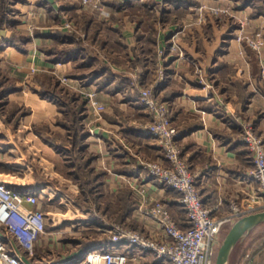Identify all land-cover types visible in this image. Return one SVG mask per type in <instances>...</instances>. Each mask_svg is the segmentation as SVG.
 I'll return each instance as SVG.
<instances>
[{
    "label": "crops",
    "instance_id": "obj_1",
    "mask_svg": "<svg viewBox=\"0 0 264 264\" xmlns=\"http://www.w3.org/2000/svg\"><path fill=\"white\" fill-rule=\"evenodd\" d=\"M99 1L105 3V12L91 5H63L62 0H23L16 4L19 12L13 14L14 27L8 25L0 30L3 37H9L13 29L31 36L22 50L12 46L0 50V181L24 192L39 190L38 206L46 212L50 226L36 242L32 254L16 235L0 226V233L26 264H58L83 257L89 250L102 248V244L84 246V242L110 237V228L119 224L107 220L106 211L99 207L90 211L75 204L78 179L65 172V168L70 167V172L74 167L67 165L65 156L33 131L34 125L47 124L53 132L65 133L54 120L60 115L57 104L29 84L42 71L56 81L66 74L73 76L72 84L77 89L96 90L97 100L105 106L100 115L89 107L83 121H96V134L85 139L88 150L94 148L97 152L95 162H88V166L100 169L98 181L109 184L113 198H120L119 192L128 184L129 199L133 195L136 199L134 190L140 186L145 200L164 199L179 224L185 225L179 194L148 176L140 164L142 156H156L152 142L136 126L138 112L141 113L139 87L150 81L173 108L172 121L180 131L179 140L188 160L198 171L197 184L205 202L219 213L228 212L233 199L250 212L263 207L264 197L256 190L252 176L253 155L242 141L240 120L251 121L264 140V53L259 59L257 54L261 52L256 54L239 43L230 23L221 16L208 21L205 31V22L198 23L197 0ZM210 1L219 6L233 4V0ZM253 2L252 6L262 10L251 15L249 26L259 30L264 28V8L260 0ZM63 9L80 12L84 29L95 42L88 43L80 58L57 63L42 45L53 41L48 35L59 29ZM86 11L91 12L88 18H84ZM175 31L183 55H167L162 60L159 49ZM261 36L264 39V31ZM91 47L107 58L90 54ZM159 59L163 62L160 67ZM33 65L41 69L36 74H30ZM106 67L114 75L103 81ZM65 85L71 87L69 83ZM6 87L10 88L3 92ZM20 140L28 143L32 159L40 162L36 171L27 163L30 160L20 161L10 151L18 149ZM5 149L10 155L5 156ZM57 184H64L65 189ZM36 207L22 201L19 210L26 214ZM93 215L102 216L103 224L96 225ZM125 223L144 234L157 231L155 223L141 215L133 204L121 224ZM63 231L69 232L68 237H61ZM114 247L127 254V264H164L126 242L114 243ZM243 252L231 264H241ZM252 258L253 264H264V247Z\"/></svg>",
    "mask_w": 264,
    "mask_h": 264
},
{
    "label": "built area",
    "instance_id": "obj_2",
    "mask_svg": "<svg viewBox=\"0 0 264 264\" xmlns=\"http://www.w3.org/2000/svg\"><path fill=\"white\" fill-rule=\"evenodd\" d=\"M80 3L104 12L99 0H80ZM226 8L217 6L211 12L225 14ZM61 27L69 31L74 30L73 22L66 15L63 16ZM175 36L176 33L173 37ZM259 50L257 49L258 53ZM36 70V66H31V72ZM61 80L65 84L69 81L66 76H62ZM154 85L139 87L138 99L148 118L145 123L139 125L138 131L142 136L151 139L152 145L162 153V157L154 162L141 158L140 164L148 176L179 194L178 201L185 210V225L182 227L179 224L167 201L155 200L149 207L141 210L145 217L155 223L157 231L154 233L144 234L118 224L109 231L111 245L89 250L83 257L58 264H127V254L114 247V243L119 242H126L139 251L151 253L164 264H213L212 255L219 244L218 240L224 226L231 225L237 218L250 212L235 199L229 201V210L226 213L214 211L205 202L197 184V175L193 174L191 164L181 154V146L177 141L180 133L171 122L168 105L158 98ZM78 90L85 95L96 114L99 115L105 109L96 98V90L85 91L83 88ZM240 122L242 141L253 155V181L256 190L264 197V140L255 132L251 121L242 119ZM1 154L0 149V158ZM40 200L39 190L24 192L0 181V226H5L9 233L16 235L20 244L30 254L33 253L41 235L46 233L47 214L38 206ZM22 201H28L37 207L24 214L19 210ZM262 206L264 209V203ZM16 216L20 217L21 221H18L20 224L15 221ZM244 260L245 264L252 263L248 253ZM0 264H26L23 257L11 249L9 239L2 233Z\"/></svg>",
    "mask_w": 264,
    "mask_h": 264
},
{
    "label": "rangeland",
    "instance_id": "obj_3",
    "mask_svg": "<svg viewBox=\"0 0 264 264\" xmlns=\"http://www.w3.org/2000/svg\"><path fill=\"white\" fill-rule=\"evenodd\" d=\"M67 1V2H66ZM199 1L198 3V8H197V12H198V23H204V26H203V29L206 27V23L208 21H216V19L223 17L222 19H225L226 21H228L230 23V26H231V30L234 31L235 33V38L236 40L239 42V43H243L245 47H248L250 49H252L254 51V53H258L257 49H260L259 52H261L260 54H257L258 58L261 59L262 57V53H264V39L262 38L261 36V33L263 34V31H264V28H261L259 30H254V28L250 27L249 26V23H250V19H251V15L255 13V11H261L262 9L259 8V7H255V6H252V3L250 4H247L244 2V0H233V4H228L225 6V8L227 9V11L225 12V14H215V13H212L211 10L214 8V7H219V5H216V4H213L210 0H197ZM253 4H255V1L258 2L259 0H253ZM261 1V5L262 7L264 8V0H260ZM1 2V0H0ZM17 2H21V1H17ZM17 2H13L12 5H14L16 11V15L18 14L19 10H17ZM63 2V5H65L66 3H69V5H73V4H76V6L78 7L81 3H80V0H62ZM73 3V4H72ZM102 7L104 9L105 8V3L103 4L102 1L100 2ZM1 5V3H0ZM222 7V6H220ZM261 7V6H260ZM83 11V10H82ZM81 11V12H82ZM153 11H156V8L153 9ZM105 12V10H104ZM87 14L84 15V18H88L89 17V13H91L90 11L87 12ZM139 13H142L143 14V11L140 10ZM263 16H264V13H261ZM61 15V18L62 16L66 15L67 18H69L72 22H73V25H74V30L72 31H69L67 30L69 33H72L78 40H76L77 42H83V44L85 45H88V43H91V44H94V39H92V36H90V34L88 32H86V30L84 29V22H82V16L80 15V12H77V13H73L71 12L70 10H61L60 14ZM91 16H93L92 14H90ZM108 15V14H106ZM81 16V17H79ZM217 19V20H218ZM220 19V20H222ZM58 22H59V19H58ZM62 24V23H61ZM61 24L59 25V29H61ZM252 28V29H251ZM63 30V28H62ZM66 30V29H64ZM208 29L205 28V31H207ZM231 30H229L230 32H232ZM262 31V32H261ZM21 32V31H20ZM176 33V31L174 33H172L169 37H167V44H165L162 48L159 49V56H160V59H164L167 55L169 56H176V55H183L182 54V51L180 49H182L178 43V40H177V36L176 37H173V35ZM1 34V33H0ZM11 35V34H10ZM259 35V36H258ZM238 36H240V38L238 39ZM9 46V45H8ZM7 46V47H8ZM174 46V48H173ZM6 47L3 49L5 51ZM90 54H94L95 56H100V58H102L101 56L107 58V56H105V54L103 55H100V53L98 52V50H96L95 48L93 49V47L90 48ZM188 58V60H192V59H189L188 56H186ZM111 59V58H110ZM159 59V63H158V66L160 67L162 65V60ZM60 62V61H59ZM107 62H109V57L107 59ZM39 70H41L40 68H37L36 71L34 72H31L30 70V74H36L39 72ZM41 74V76H44L46 75L45 72H39ZM94 74V73H93ZM159 75H163V72H160ZM67 79H69L68 82L66 83H69L71 87L69 86H66L65 85V82H63L61 80V77L60 78H57L59 79V84L64 86V87H67V88H70V89H73V91L77 92L79 95H84L82 94V92H79V90L77 89V87H75L73 84H72V81H74L71 77V75H65ZM75 79V78H74ZM55 80V79H54ZM81 81V80H80ZM153 86L154 85V82H148L147 84H144L142 85L143 87L145 86ZM154 91L156 93V95L158 96L159 99L161 100H164L167 105H168V108H169V111H170V114H171V122L173 124V126L178 130V132L180 133L179 129L177 128V126L173 123L172 121V113H173V108L171 106V104H169L167 102V100L164 98V95L160 92V90L155 87L154 88ZM139 98V96H138ZM138 102H139V99H138ZM87 104L89 105L90 107V104L89 102H87ZM139 106H140V112H138V118H137V123H136V126L139 127L140 124H143L147 121V115L144 113V109L142 108V105L140 104L139 102ZM92 110V109H91ZM87 114V112H86ZM100 115V114H99ZM95 122L96 121H92V122H83L84 123V131L86 132V136H85V139L87 138V135H92V134H96V130H97V125H95ZM180 136V135H179ZM180 137H178L177 141L178 143L180 144L181 146V150H182V155L186 158V160L191 164L192 166V171H193V174L197 175L198 171L197 169L195 168V166L192 164V162H190L187 158V153L185 152L184 148L182 147V145L184 146L183 142L181 144L180 140H179ZM150 139V138H149ZM151 141V139H150ZM16 150L14 149H11L10 151H12L13 154L16 155V157L18 158V160L22 161V159L24 160H30L29 162L27 161L28 164H30V166L32 167L33 165V168H35L34 171L37 170V167L38 165L40 164V162H38V159L34 158L32 159V154L29 152L30 150H27L29 148L28 146V143L24 140H20L17 145H16ZM155 151H156V156L153 155L152 157L148 158V157H145V156H142L143 159L149 161V162H154V161H157L159 160V158L162 157V153L157 150L155 147H154ZM8 149H5V156H8L10 154H8L7 151ZM25 150V151H23ZM81 154V152H80ZM87 161H89V163H94L95 160H96V157H97V152L95 151V149L93 148L92 150H88V147H86V152H84L83 154V158L84 159H88ZM7 158V157H6ZM78 160V159H76ZM80 160L79 159V163H80ZM83 160V159H82ZM36 165V167H34ZM74 167V165H73ZM47 170V173L49 172L48 168H46ZM68 169L71 170L70 167H67L65 168V172L67 170V175L68 177H70V173L68 172ZM74 169V168H73ZM41 170V169H40ZM94 173H99L100 172V169L99 168H95ZM74 178V176H73ZM75 179V178H74ZM73 179V180H74ZM101 178H98L96 180H99ZM99 181L95 182V181H91L90 183H85V182H81V180L77 181V184L78 185V188H79V193L77 196H75L76 198L73 199L75 204L78 205L79 207L81 208H89L90 211L92 210H98L99 208L101 209H106V219L107 220H111L113 222H116L115 219V213L113 214V207H114V204L112 202V200L110 199V197L112 196V192L110 191V186L109 184H104L103 182L101 183H98ZM82 183H84V185H82ZM53 186H56V184H53ZM58 187L61 186V188L65 189V185L64 184H57ZM84 186V187H83ZM88 187H90V191H88ZM127 187L129 188L130 186L127 184ZM126 186H124L121 190V192H127L129 193V189L127 188ZM86 189V192L84 191ZM88 191V192H87ZM136 195H137V198L135 199L133 195V198L129 199L131 201V204H133L135 207H137L139 213L143 216H145V214L141 211L142 209L146 208V207H149L150 206V203L152 201H155V200H161V198H156V199H153L151 201H147L145 200V197H143L142 195H144V191L142 188H140V186H138L136 188V190H134ZM134 194V193H133ZM52 195V194H51ZM53 196V195H52ZM115 202V201H114ZM138 203V204H137ZM112 204V205H111ZM117 204V208L121 207L122 204L124 203H121L120 200H117L115 202V205ZM57 207H61L60 205H57ZM99 207V208H98ZM49 209V208H48ZM142 213H141V212ZM124 221V219L121 221V223ZM117 224L120 223V222H116ZM122 226H126V228L128 229H131L129 226H127V224H121ZM230 224H226L224 226V228L222 229V232L220 234V237H219V240H218V246L217 248L214 250V254L212 255V262L214 264V261H215V256H216V253H217V250H218V247L226 233V231L228 230ZM48 227L49 226V222L47 224V227H46V230H48ZM64 228V226H63ZM111 229V228H110ZM69 233V232H67ZM66 232H61V237L62 238H65V237H68L69 234H67ZM262 247H264V224H261L259 225L257 228L254 229V231L252 233H250L242 242L238 243L237 246L234 248L231 256H230V260H229V264L232 263V261L238 256V253H240L242 250L245 251L246 249L250 250L248 251L247 250V253L249 254L250 256V259L252 260V263L253 264V258H252V255H254V253L261 249ZM251 249H253L251 251ZM66 250V249H65ZM241 264H245V260L243 258L242 260V263Z\"/></svg>",
    "mask_w": 264,
    "mask_h": 264
},
{
    "label": "trees",
    "instance_id": "obj_4",
    "mask_svg": "<svg viewBox=\"0 0 264 264\" xmlns=\"http://www.w3.org/2000/svg\"><path fill=\"white\" fill-rule=\"evenodd\" d=\"M17 1L23 0H1L0 30L7 28L8 25L14 27L15 19L13 18V14L16 9L12 3ZM252 1L253 0H244L245 3H251ZM48 37L52 38L53 41L43 44L42 48L43 51L47 53L48 56L54 61H69L70 59L80 58V55L83 53L82 51L87 49L86 46L88 47V45L83 44V42H77L76 40L79 41L80 38L77 39L72 33L66 32L64 29H58L49 34ZM30 40L31 36L29 34H25L13 29L9 37H3L0 34V50L4 49L8 45L22 50L24 48V44L28 43ZM106 68L107 71L103 81L111 79L114 75V73L109 70L108 67ZM34 81L36 84H34ZM34 81L29 83L30 86L42 97L47 98L57 104L60 115L54 120L57 124L65 129V133H55L49 129L47 124L34 125L33 131L45 143L52 146L58 152H61L65 156V162L67 165H74V169L69 173L71 176H74L76 180L78 179L79 181L81 180V182L85 183H90L91 181L97 182L98 180L96 179L98 177V173H94L92 167L88 166L89 161L87 160H89L90 157H88V159L83 158V154L87 147V142L85 140L86 132L84 131L83 120L89 108L86 98H84L82 95H79L77 92L60 85L58 81L54 80L49 75L37 76ZM8 88L10 87H6L3 92H7L9 90ZM79 159H81L80 163L78 162ZM82 185H84V183H82ZM87 190L90 191V187H88ZM84 191L86 192V189ZM128 195L129 193L124 191L119 192L118 196L120 198L115 199L112 196L110 198L114 204L112 212L116 213V222L121 223V221L124 219V216L131 208V201L129 200ZM117 200H120L121 203H124L119 208H117V204L115 205ZM84 209L90 210L89 208ZM118 209L120 212L117 213ZM104 210L106 211L105 208L103 211ZM93 217V222H95L96 225L103 224L102 216L100 217L93 215ZM15 221H21L20 217L16 216ZM99 244H102V247H106L112 244V241L110 237L107 238L105 236L101 241L95 237L86 244L85 242L83 243L84 246H97ZM243 253L245 257L247 254V249Z\"/></svg>",
    "mask_w": 264,
    "mask_h": 264
},
{
    "label": "water",
    "instance_id": "obj_5",
    "mask_svg": "<svg viewBox=\"0 0 264 264\" xmlns=\"http://www.w3.org/2000/svg\"><path fill=\"white\" fill-rule=\"evenodd\" d=\"M263 223L264 209L252 211L237 218L226 231L218 247L214 264H229L230 256L237 244Z\"/></svg>",
    "mask_w": 264,
    "mask_h": 264
},
{
    "label": "clouds",
    "instance_id": "obj_6",
    "mask_svg": "<svg viewBox=\"0 0 264 264\" xmlns=\"http://www.w3.org/2000/svg\"><path fill=\"white\" fill-rule=\"evenodd\" d=\"M20 224V222H18Z\"/></svg>",
    "mask_w": 264,
    "mask_h": 264
}]
</instances>
